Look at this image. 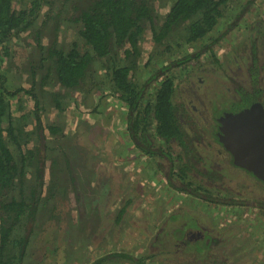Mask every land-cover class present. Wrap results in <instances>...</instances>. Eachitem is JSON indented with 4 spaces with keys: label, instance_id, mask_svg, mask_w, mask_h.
Returning a JSON list of instances; mask_svg holds the SVG:
<instances>
[{
    "label": "rangeland",
    "instance_id": "obj_1",
    "mask_svg": "<svg viewBox=\"0 0 264 264\" xmlns=\"http://www.w3.org/2000/svg\"><path fill=\"white\" fill-rule=\"evenodd\" d=\"M167 2L168 0H152V3L158 7V24H161L167 13L169 8ZM248 3L249 0L231 1L230 8L225 12L226 20L223 21L225 25L219 27L222 30L227 29L232 18L234 20L235 15L240 16L237 17L239 26L234 29V33L228 35L226 45L215 49L216 57L220 59H224L222 54L225 52V60H227L225 70L218 69L221 63L220 67L215 65V70L219 73L226 71L228 73L224 72L226 76H238L235 70L241 63V54L245 55L246 62L251 60L250 52H255L257 49V46L254 48L252 41L260 37L256 25L260 24V29H264V0H254V4ZM15 6L20 8L19 0H15ZM241 12L244 13L240 14ZM145 30L141 43L140 66L144 67L152 56V64L148 66L150 68V66L155 67L153 64L157 63L159 53L163 51L166 56L169 52L166 51L165 45L152 44L149 26ZM57 34L58 36H55L54 27L47 28L46 41L51 43L57 37L55 39L58 43L69 48L78 36V27L67 26V23H64ZM180 41L185 43L183 48L191 46L183 39ZM258 43L259 50L256 52H264V46L260 41ZM12 45V58L7 57L2 65L6 86L11 90L25 87L32 93L38 94L41 100L37 112L41 115L42 123L45 127L54 124L61 129L55 135L45 128L40 138L39 131L36 130L37 123L34 116L36 111L34 112V101L32 102L31 96L20 94L19 99L14 100V115L20 116L22 113L27 115L25 132L21 139L23 151L27 152L29 148L41 143L43 155L47 160L42 171L46 191L43 200L47 199L48 202L46 201V205L38 214V220L33 223L31 227L33 230L30 233L28 252L33 264H90L94 260L120 251L134 254L136 258L142 256L149 258L161 254V257H157L159 264L171 263V255L178 254L175 251L182 249L181 242L188 240L183 233L190 230V227L186 230L184 227L188 222L193 221L202 228L191 233L197 236L203 235L207 240L209 235L213 237L215 243L211 253L216 252L221 255L224 264H264V185L262 183L239 168L233 166H229L226 170L222 168V174L227 173L225 180L231 187L229 190L232 195L227 193L228 197L239 199L237 194H240L239 200L246 203L239 215L234 217L222 207L217 210L206 202L198 201L197 204H193L195 199H190L189 203L183 204L185 207L189 206L185 214L178 216L177 221H174L171 218L174 214L172 209L177 206L178 198L167 194V188L164 186L166 180L162 172L156 167L154 170L153 166H149L144 157L137 156L135 145L128 138V111L123 105L116 98L104 97L101 103L104 115L95 116L94 107L101 91L98 93L94 89L91 92L85 90L67 92L52 79L49 83H43L41 80L43 71H38L36 75L31 71V67L40 60L39 54L33 52V46L27 45L25 37L14 40ZM262 57L260 54V58ZM208 65L214 67L212 64ZM103 72L102 63L94 62L93 73L99 77ZM146 76V73L141 74L143 80H146ZM206 78L201 83L202 88L198 87L200 82L196 78L203 101L207 103L210 99L215 102L216 91H220L223 94L221 103L227 104L228 97L221 91L224 87H215L211 75H207ZM244 78L251 83L247 75ZM88 86L91 85L88 83ZM57 92L66 94L65 98L59 97L65 110L57 106L55 100ZM185 93L189 97H194L190 91ZM230 95L232 96V91ZM194 103L199 109H203L197 100ZM112 115L115 116V120L109 119ZM29 131L33 132L31 137ZM195 144L197 149L194 152L201 150L204 159L194 164V173L205 171L212 161L218 168L219 156L206 149V145H201V142ZM174 145L177 146L176 142ZM67 158L70 159L71 170L66 167ZM145 171L150 177L142 175V173L146 174ZM27 173L26 183L30 186L35 181V168L30 167ZM152 179L156 180L155 183L151 182ZM49 189L51 191H48ZM211 192L216 191L211 190ZM15 193H19V189ZM125 200L131 202L127 205L126 211L121 213V220L117 223L119 210L122 209ZM170 231L176 233L172 242L162 246L165 243V233ZM157 238L159 240L162 238L161 242H158ZM189 251L191 253H187ZM201 255L202 253L198 251L183 249L177 259L189 262L184 259L195 258V264H203L210 258V254L206 257H200ZM162 258L167 261H163ZM152 259L150 258V261ZM211 261L216 264L219 262L216 256H212Z\"/></svg>",
    "mask_w": 264,
    "mask_h": 264
},
{
    "label": "trees",
    "instance_id": "obj_2",
    "mask_svg": "<svg viewBox=\"0 0 264 264\" xmlns=\"http://www.w3.org/2000/svg\"><path fill=\"white\" fill-rule=\"evenodd\" d=\"M231 1L233 0H168L167 13L161 24H158V7L152 0H19L20 8L15 6V0H0V264H33L28 252L30 233L33 230L31 227L48 202L47 199L43 200L46 191L42 171L45 164L42 145L29 148L27 152L23 151L21 139L25 132L27 115L16 118L13 112L14 100L19 99L20 94H31L32 91L25 87L9 89L2 69L6 58H12L13 41L19 40L20 37H25L27 45H32L33 52L39 54L40 60L31 67V71L34 75L43 71V83H49L52 79L67 92H91L94 89L98 93L101 91L94 107V115L97 117L104 115L101 110L104 97L116 98L128 111L127 126L132 143L149 157L157 156V150L142 149L139 142L149 138H156L157 141L162 138L165 141L156 144L160 145L164 153L160 155L162 162L159 164V170L167 185L172 184L176 175L180 180H184L186 173L190 171L189 186L196 190L203 189L207 195L194 194L190 190L189 195H195V198H192L195 199L193 204L198 201L206 202L217 210L222 207L234 217L239 215L246 205L243 200H239L240 194H237L238 199L228 197L230 190L217 195L204 188L202 183L193 180L197 178L194 176L192 159L186 155L182 162L181 157L176 156L170 145L174 140L184 144L187 139L181 129L174 103L183 99V84L192 78V71L188 73L187 70H198L205 63L212 64L208 59L220 67L215 49L225 46L228 35L234 33V29L239 26L240 16L237 18L235 15L227 29L226 26L225 30L219 28L220 25H225V12L230 8ZM248 4H254V0H249ZM64 23L78 27V36L69 48L58 43L55 39L57 37L51 43L45 39L47 28L54 27L55 36H58L57 32L62 29ZM148 26L152 44L165 45L166 51L169 52L166 56L163 51L159 53L157 63L153 64L155 67L150 68L148 66L152 64V56L144 67L140 66L141 43ZM256 29H259L260 37L253 40L252 44L254 48L257 46L258 51V41L264 46V29H260V24L256 25ZM180 39L191 46L183 48L185 43ZM204 52L209 55L206 60H203L207 56ZM94 62L102 63L103 76L98 77L93 73ZM144 73L147 74L146 80L141 78ZM88 83L91 86H88ZM55 97L57 106L65 110L59 97L65 98L66 94L57 92ZM246 98L252 100L253 94L249 93ZM31 100L34 101L37 127L42 129L44 123L37 112L41 99L34 93ZM249 100L246 102L249 103ZM215 110L220 111L219 108ZM111 118L115 120L114 115L109 117ZM46 128L53 133L61 131L58 126L52 124ZM30 134L29 132V136ZM233 165L249 174L246 169L234 163ZM210 166L216 167L214 161L210 162ZM30 167L35 168L36 174L35 181L29 186L26 183V175ZM66 167L71 170L69 158ZM226 168L229 169V166L224 169ZM215 172L218 176V171ZM252 177L264 185L260 179L254 175ZM17 189L19 193L16 194ZM179 190L187 191L180 187ZM181 198L183 199L182 196ZM185 199L190 202L188 197ZM130 202L125 200L122 213ZM196 223L188 222L184 229L190 227V230L183 234H190L193 230L202 228ZM205 240V237H201L183 241L182 249L175 251L178 254L172 256L169 253L172 262L167 264H195V258L184 259L189 262L177 259L183 249L198 251L202 253L200 257L210 254V260L203 264H216L211 261L212 256L217 257L218 264H224L221 255L211 253L215 239L209 235L207 243ZM159 256L161 257V254L136 258L134 254L120 251L94 260L90 264H159ZM150 258H153L152 261ZM162 260L167 261L164 258Z\"/></svg>",
    "mask_w": 264,
    "mask_h": 264
},
{
    "label": "flooded vegetation",
    "instance_id": "obj_3",
    "mask_svg": "<svg viewBox=\"0 0 264 264\" xmlns=\"http://www.w3.org/2000/svg\"><path fill=\"white\" fill-rule=\"evenodd\" d=\"M262 38H263L262 41H264V34H262ZM224 53L225 52H223L222 54L224 59H220V58L217 59L219 60L218 63L219 64L221 63V67L218 68L219 70H225V64L227 60H225L226 57ZM250 53L252 55V58L249 62L245 61L244 54L240 55L241 63L238 64L235 70V72L238 73V76H226L225 73L228 74L226 71H223L222 73L217 72L215 70V63L211 59H208V61L212 63V65L214 66L213 68H211L208 65V63H205L204 66H201L198 70H196L195 68L192 70L191 69L187 70L188 73L192 71V78H190V80L187 81L188 85L186 83L183 84L184 87L182 89L185 90L184 92L190 91L191 95H194V97H189L185 93L182 100H179L178 102L174 101L176 110H177V115L180 120V124L182 125L181 129L183 130L184 135L187 136V139L185 140L184 144H181L178 141L174 140L170 143V145L173 146V144L176 142L178 147L174 145L173 149L174 151H176L175 152L176 156L181 157L182 162L185 160L186 155H188L189 158H192V162H194V164L198 160L203 159L204 153H202L201 150L194 152V150L197 149L195 142L197 144L201 142V145H206L205 148L208 149L210 152H214V154L218 153V155L221 158V159L219 158V162L217 165L218 168L216 167L214 168V166L209 165V167H207L205 171H202L199 174H194L195 178L197 179H193L197 182L202 183L205 186L204 188H207L210 192L211 190L216 191L214 192V194L216 193L217 195L222 194V192L223 193L228 192V190L231 189V187L225 180L227 179L226 174L225 175L222 174L223 173L222 168H225L227 166H234L232 154L225 148L224 144L219 139V133L221 130L220 119L223 116H225L226 113H238L241 110L250 107L253 103H256V102H261L264 105V52H250ZM260 54L261 56H263L262 58H260ZM205 55H207L205 58L209 57L207 53H205ZM235 59L236 61H238L237 58ZM229 68L231 69L232 67L229 65ZM209 69H212V70H209ZM207 75L212 76V79H214L213 81L215 82V87L217 88H219L220 86L224 87L221 91H223L228 97L227 104L221 103L220 99L222 98L223 94H221L220 91H216L215 102L214 100L211 101L210 99L207 101V103L203 101L202 97L199 94L198 87L202 88L201 83H203V81L207 79L206 78ZM245 75H247V79L251 83L247 82L246 78H244ZM196 78H198L200 82L198 87L195 82ZM245 84H251V85L246 86ZM231 91H232V96L230 95ZM249 93L253 94L252 100L251 99L249 100L248 98H246V96ZM33 94L31 93V94H26V95L28 96L30 95L32 98ZM195 100H197L203 106V109H199L197 104L194 103ZM247 100H249L250 102L247 103L246 102ZM215 108H219L221 112L220 111L216 112ZM22 115L23 113L20 116ZM20 116H16V118ZM45 128L46 127L44 125L42 129L36 126V130L39 131L40 138L42 135V131ZM127 131L129 135L128 138L130 142H132L130 139L129 129ZM29 132L31 133L30 134V137H31V135H33V132L31 131ZM51 133L56 135V133H53V132ZM158 142H165V141L162 138H160L158 141L156 138H149V139H142L141 142H139V146L142 149L151 148L152 150L153 149L157 150L156 153H158V155L154 157H149L147 153L146 155L145 152L141 151L140 149H137L136 148L137 145H135V152L137 151L136 153L138 154L137 156L144 157V159L148 161V165L154 167V170L156 168L160 169L159 164L162 162L160 155L162 156L164 154L163 151H161L160 149V145L156 144ZM194 155H197V156L195 157ZM164 158H166V156H164ZM45 162H47L46 157H45ZM44 166H46V163L44 164ZM215 170L218 171L219 173L218 176H216ZM189 173L190 171L186 173L184 180H180V178L177 177V175L174 178L171 177L173 178L172 184L167 185L165 182L166 185H164L167 188V194L169 193L171 197L178 198V199H182L181 196L183 197L182 200L176 203L177 206H175L172 209L174 210V214L171 215V218L174 221H177L178 216H183L185 212L187 211L186 209L189 208V206L185 207V205H183L184 202H187L185 197H188L189 200L192 198H195V195L191 196L189 195L190 194L189 192L192 191L194 194L201 193L203 194V196L206 195L203 192V189L196 190L194 187L189 186L188 184ZM148 174L149 173L147 172L146 174L142 173L143 176L150 177V175ZM249 174L253 176L251 172H249ZM155 181L156 180L154 179L151 180L152 183L153 182L155 183ZM179 187L186 189L187 191H184V190L180 191ZM230 195H232V193H230ZM187 205H190V204H187ZM121 213H122V209L119 210V216L116 220L117 223H119L121 220L120 218ZM166 225H168V223ZM161 230H163V228H161ZM175 234H176L175 231L173 232L170 231V233L166 232L165 237H164L165 243L163 245L162 244L160 245L164 246L166 243L172 242L173 236ZM185 235H186V238L188 237L189 241L203 237V235L197 236L195 235V233H190V234H185ZM157 240L158 242L159 241L161 242L162 238H160V240L159 238H157ZM181 243L183 244L184 242L182 241Z\"/></svg>",
    "mask_w": 264,
    "mask_h": 264
},
{
    "label": "water",
    "instance_id": "obj_4",
    "mask_svg": "<svg viewBox=\"0 0 264 264\" xmlns=\"http://www.w3.org/2000/svg\"><path fill=\"white\" fill-rule=\"evenodd\" d=\"M219 139L232 154L235 165L264 183V105L253 103L221 119Z\"/></svg>",
    "mask_w": 264,
    "mask_h": 264
}]
</instances>
